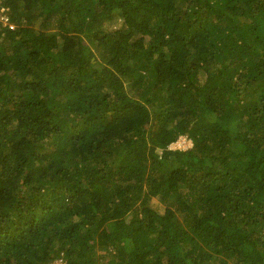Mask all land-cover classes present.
<instances>
[{"label": "trees", "instance_id": "1", "mask_svg": "<svg viewBox=\"0 0 264 264\" xmlns=\"http://www.w3.org/2000/svg\"><path fill=\"white\" fill-rule=\"evenodd\" d=\"M4 4L0 264H264V0Z\"/></svg>", "mask_w": 264, "mask_h": 264}, {"label": "rangeland", "instance_id": "2", "mask_svg": "<svg viewBox=\"0 0 264 264\" xmlns=\"http://www.w3.org/2000/svg\"><path fill=\"white\" fill-rule=\"evenodd\" d=\"M5 1V0H4ZM120 23L119 20L115 21V22H109V25L111 27H117V24ZM13 24V23H12ZM14 26V25H13ZM15 28V26H14ZM13 28V29H14ZM12 29V28H11ZM172 149L175 150V149H182V150H187L189 148L192 147V142L186 138V137H183V138H180L176 143L172 144L171 145ZM154 207L158 210V211H162L164 210V207L161 206V204L159 202L154 201ZM161 207H162V210H161ZM53 264H65L64 261L62 260H59V261H56L54 262Z\"/></svg>", "mask_w": 264, "mask_h": 264}, {"label": "built area", "instance_id": "3", "mask_svg": "<svg viewBox=\"0 0 264 264\" xmlns=\"http://www.w3.org/2000/svg\"><path fill=\"white\" fill-rule=\"evenodd\" d=\"M8 9L5 7L4 0H0V29L9 26L10 29L14 28L7 15ZM172 148V147H171Z\"/></svg>", "mask_w": 264, "mask_h": 264}]
</instances>
